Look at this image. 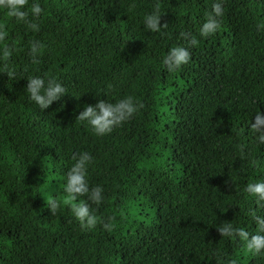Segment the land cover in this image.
Listing matches in <instances>:
<instances>
[{
  "label": "trees",
  "instance_id": "obj_1",
  "mask_svg": "<svg viewBox=\"0 0 264 264\" xmlns=\"http://www.w3.org/2000/svg\"><path fill=\"white\" fill-rule=\"evenodd\" d=\"M214 2L39 0L38 32L0 10L13 49L0 68L16 74L0 73V264H264L217 229L231 221L254 233L251 212L264 216L245 191L264 179V144L250 129L264 113V0H223L218 31L204 37ZM157 7L167 25L150 32L143 17ZM177 45L191 57L169 72L163 57ZM33 75L67 93L41 112L25 89ZM129 95L142 107L109 134L75 119L97 98ZM81 151L93 157L90 187L104 189L91 230L65 202Z\"/></svg>",
  "mask_w": 264,
  "mask_h": 264
},
{
  "label": "clouds",
  "instance_id": "obj_2",
  "mask_svg": "<svg viewBox=\"0 0 264 264\" xmlns=\"http://www.w3.org/2000/svg\"><path fill=\"white\" fill-rule=\"evenodd\" d=\"M0 10L6 12L7 16L12 17L17 23L26 25L32 31H39L38 20L42 17L43 9L39 0H0ZM205 22L201 25L200 35L207 37L215 34L220 27V18L223 16V0H215L212 4V11L207 13ZM161 14L159 8L143 17V27L150 32H160L166 27L161 24ZM8 36L3 26H0V59L7 61L12 55L9 45L3 43ZM196 39L191 40L195 45ZM43 47L40 41H33L29 49L30 55L34 62ZM191 53L187 47H171L163 57V65L169 72H175L187 64L190 60ZM0 73H7L8 77H15V72L5 62L0 68ZM26 92L29 101L34 103L37 108L43 112L54 101H59L67 93L65 86L54 77H42L33 75L27 78ZM142 107L133 96L129 95L116 102H109L107 99L97 98L95 104L85 105L83 110L76 116V120L85 122L96 136H104L113 131L115 127L131 119L138 109ZM251 131L255 134L256 140L264 144V113L256 112L250 124ZM74 163L66 173V182L64 192L67 193L66 203L70 205L71 212L80 222L82 229H94L100 218L95 214V209L91 204L99 206L105 199L104 189L101 185L91 186L88 181V168L93 157L87 151L73 153L71 157ZM245 191L250 197H254L259 206H264V179L257 180L254 183H248ZM86 196L85 199L80 197ZM91 202V203H89ZM60 208V201L55 197L48 200V209L55 213ZM253 219L257 224V230L250 233L244 227H237L231 221L223 223L218 227L221 236L235 238L243 242L245 250L252 256L264 255V216L257 215L255 211L251 212ZM103 228L111 231L113 224L111 218L107 223L102 224ZM227 264H237L235 259L228 260Z\"/></svg>",
  "mask_w": 264,
  "mask_h": 264
}]
</instances>
